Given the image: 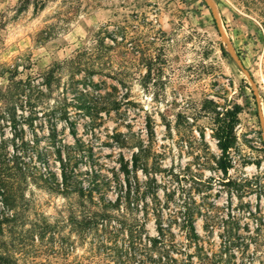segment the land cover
Here are the masks:
<instances>
[{
    "label": "rangeland",
    "instance_id": "rangeland-1",
    "mask_svg": "<svg viewBox=\"0 0 264 264\" xmlns=\"http://www.w3.org/2000/svg\"><path fill=\"white\" fill-rule=\"evenodd\" d=\"M24 1L0 0L7 262L264 264V0Z\"/></svg>",
    "mask_w": 264,
    "mask_h": 264
},
{
    "label": "trees",
    "instance_id": "trees-1",
    "mask_svg": "<svg viewBox=\"0 0 264 264\" xmlns=\"http://www.w3.org/2000/svg\"><path fill=\"white\" fill-rule=\"evenodd\" d=\"M39 1L41 2L40 6H43V0H25L23 7H27L29 4L33 3L36 8H38ZM224 50V49H223ZM242 111V105L236 103L233 107L228 108L226 111L222 112L223 114L220 116L221 113L218 112V120H217V127L215 129V136L218 140V146L222 150L223 156L228 157L229 149L233 145L234 140L236 138L235 135V125L238 121V114ZM224 169L228 168V165L224 163ZM21 170L22 168H19ZM19 170V171H20ZM6 186L5 181L0 182V188ZM9 257L5 254L0 253V264H9ZM12 262H10L11 264Z\"/></svg>",
    "mask_w": 264,
    "mask_h": 264
}]
</instances>
